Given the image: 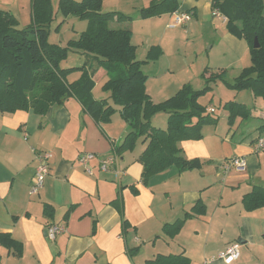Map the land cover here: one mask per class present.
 Instances as JSON below:
<instances>
[{"label":"crops","instance_id":"obj_1","mask_svg":"<svg viewBox=\"0 0 264 264\" xmlns=\"http://www.w3.org/2000/svg\"><path fill=\"white\" fill-rule=\"evenodd\" d=\"M159 1L136 2L142 10ZM176 1L177 12L145 20L168 26L175 14L191 12L192 20L177 28L202 29L210 17L215 27H226L212 16L211 0ZM31 6L32 0H0V10L17 20L25 13L31 22ZM121 26L133 32L129 25ZM233 41L247 52L246 42ZM93 79L94 99H108L96 97L97 88L108 81L106 72L98 70ZM218 88L221 102L242 103L251 117L238 118L230 126L225 111L224 120L202 140L180 144L196 168L180 172L172 167L147 185L141 182L139 162L146 145L140 140L134 151L116 154L129 132L119 113L99 124L71 97L45 115L0 114V264H146L158 255H184L189 264H223L218 255L234 244L240 247L235 264H264V206L248 209L244 204L255 187L264 189V152H255L258 139L264 138V100L255 98L250 107L221 83ZM42 152L52 154L50 172L43 189L32 196L37 155ZM86 152L99 158L117 155L120 175L101 172L97 161L93 175H88L77 163ZM232 157L245 158L247 168L224 173L222 164ZM221 216L226 224H235L232 237L225 235L228 225L219 222ZM179 221V233L167 237L164 227ZM52 224L66 226L55 240L46 233ZM197 239L201 244H195Z\"/></svg>","mask_w":264,"mask_h":264},{"label":"trees","instance_id":"obj_2","mask_svg":"<svg viewBox=\"0 0 264 264\" xmlns=\"http://www.w3.org/2000/svg\"><path fill=\"white\" fill-rule=\"evenodd\" d=\"M52 1L32 0L31 23L26 28H20L18 20L10 12L0 10V114L31 111L45 115L52 106L61 105L71 97L78 99L99 124L111 122L119 112L129 132L123 143L116 147V154L134 151L140 140L146 145L139 157L144 185L153 176L172 167H177L180 172L197 167L196 162L185 159L180 144L202 140L204 126L218 123L215 113L208 112L209 107L199 103L200 97L213 90V84L221 83L231 91L250 90L255 98L264 100L263 0H211L212 11L218 10L227 19L226 27L230 33L247 42L252 66L244 69L234 82H228L225 70L212 72L205 68L201 76L203 89L185 86L165 103H155L146 91L147 76L142 72L141 62L136 59L132 31L110 27L114 22L128 25L132 18L119 12L104 13V0L58 2V12L62 16H75L89 22L88 30L75 42V46L97 61L96 70L89 77L78 83H69L67 75L70 69L59 66L67 50L49 43L50 24L55 17ZM178 9L176 0H161L142 9L141 16L150 19L175 13ZM255 38H258L259 48H254ZM153 50L158 57L163 53L160 47ZM100 69L108 76L103 89L110 94L113 104L120 107L119 111L109 104L108 99L96 100L92 95L95 87L93 77ZM220 105L228 112L230 126L236 119L246 120L252 115L246 105L236 101L220 102ZM159 112L169 116L167 130L152 126L151 118ZM244 204L248 209L264 206V189L255 187L244 197ZM182 225V221L166 225L163 232L174 238ZM3 237L0 234V240ZM146 264H189V259L184 255H158Z\"/></svg>","mask_w":264,"mask_h":264},{"label":"rangeland","instance_id":"obj_3","mask_svg":"<svg viewBox=\"0 0 264 264\" xmlns=\"http://www.w3.org/2000/svg\"><path fill=\"white\" fill-rule=\"evenodd\" d=\"M136 1L108 0L106 3L103 2L102 11L104 13L119 12L132 18L128 25L133 28L132 43L136 47V59L142 64L141 69L147 76V82L150 80L149 89L146 84V91L155 103H165L185 86H190L194 90L203 89L204 83L201 76L205 67L211 69L212 72L225 70L228 82H234L244 69L252 66L249 47L247 52L244 53V50L235 45L233 40L235 42H238L237 40L246 41L230 33L225 25L219 28L215 27L212 23V17L206 20V25L202 29L197 28L193 31L190 27L189 31L185 32L183 27L170 28V23L167 26L166 23H160L159 21L158 23L146 21L141 16V8ZM58 2V0L52 1L55 17L50 24L49 43L67 50L66 56L61 60L59 66L63 69H70L67 75L69 83H78L89 77L97 66V61L94 58L84 54L75 46V42L88 30L89 22L75 16H62L58 12ZM203 4L202 2L201 6ZM18 15L19 27L26 28L29 26L31 23L30 15L25 13H19ZM110 27L119 29L123 26L111 23ZM156 47H160L163 51L159 57L157 52L153 50ZM103 87L104 85L97 88L96 97L101 98L103 95H109V104L119 111L120 107L113 104L110 100V94ZM212 87V91L200 97L199 103L204 107L213 105L212 107L216 110L214 117L218 118L217 121L220 124L224 120L223 115L225 113V109L220 105V99L223 96L218 84H213ZM224 88L231 92L225 86ZM231 93L238 96L239 100L247 102L250 107L253 105L251 103L255 100V97L250 90H233ZM168 121L169 116L164 112H159L151 118L152 126L163 130L168 129ZM218 123L204 126L203 138ZM225 125L228 126L226 122ZM222 126H224V123ZM219 222L226 224V217L221 216ZM235 228L234 223L232 226L231 224L228 225L225 235L232 237ZM220 231L223 230L218 227L217 233L220 234ZM195 244H201V240L197 239Z\"/></svg>","mask_w":264,"mask_h":264},{"label":"built area","instance_id":"obj_4","mask_svg":"<svg viewBox=\"0 0 264 264\" xmlns=\"http://www.w3.org/2000/svg\"><path fill=\"white\" fill-rule=\"evenodd\" d=\"M212 16L218 21L227 23V19L218 11H212ZM192 13H178L174 15L173 22L169 25L170 28H176L178 26L187 25L192 20ZM208 112L214 113V109H209ZM256 153L264 152V138L258 139L255 146ZM52 159V154L48 152H42L37 155L38 165L36 168V173L30 187V195H38L44 187L45 178L50 172V161ZM99 162V169L101 172L114 171L117 176L120 172L116 168L118 162V156H107L104 158H99L97 154L94 153H82L77 158V163L85 170L88 175H93V162ZM247 168V162L245 158L232 157L222 164V170L224 173H228L232 170H245ZM66 229L65 224H52L48 227L47 237L50 240H55L56 236ZM240 258V247L238 244L231 245L227 247L223 252H221L217 260L221 261L223 264H234Z\"/></svg>","mask_w":264,"mask_h":264},{"label":"water","instance_id":"obj_5","mask_svg":"<svg viewBox=\"0 0 264 264\" xmlns=\"http://www.w3.org/2000/svg\"><path fill=\"white\" fill-rule=\"evenodd\" d=\"M254 48H259L258 38H255V41H254Z\"/></svg>","mask_w":264,"mask_h":264}]
</instances>
